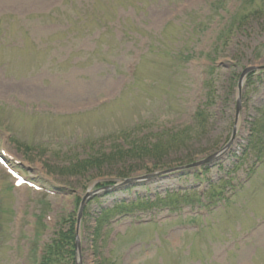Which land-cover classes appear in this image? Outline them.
Listing matches in <instances>:
<instances>
[{"label": "rangeland", "instance_id": "obj_1", "mask_svg": "<svg viewBox=\"0 0 264 264\" xmlns=\"http://www.w3.org/2000/svg\"><path fill=\"white\" fill-rule=\"evenodd\" d=\"M71 224L60 264H264V0H0V264Z\"/></svg>", "mask_w": 264, "mask_h": 264}, {"label": "trees", "instance_id": "obj_2", "mask_svg": "<svg viewBox=\"0 0 264 264\" xmlns=\"http://www.w3.org/2000/svg\"><path fill=\"white\" fill-rule=\"evenodd\" d=\"M85 21L90 20V15L82 18ZM99 161L98 158H87L84 160H80L75 166H71L72 169L81 172L82 170H86L88 167H92L97 164ZM94 163V164H93ZM213 196V195H212ZM189 199V198H188ZM145 200L138 199L136 202L143 203ZM128 204L127 202H124ZM132 203V202H130ZM75 238V227L74 224H71L67 230H59L58 237L52 240L49 248L46 250L45 253L42 254L40 258L39 264H56L61 263L60 259L63 261L68 260L72 257L74 250V244L70 242Z\"/></svg>", "mask_w": 264, "mask_h": 264}, {"label": "water", "instance_id": "obj_3", "mask_svg": "<svg viewBox=\"0 0 264 264\" xmlns=\"http://www.w3.org/2000/svg\"><path fill=\"white\" fill-rule=\"evenodd\" d=\"M254 69H256L255 67H249V68H247L246 70H249V71H252V70H254ZM248 72V71H247ZM246 73V72H245ZM244 73V74H245ZM82 207H83V203H82V206H81V208H80V211H82ZM79 231V219H78V229H77V232ZM77 235H78V233H77ZM79 244V238L77 237V245Z\"/></svg>", "mask_w": 264, "mask_h": 264}]
</instances>
